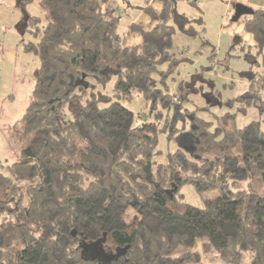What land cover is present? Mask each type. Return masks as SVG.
Segmentation results:
<instances>
[{"label":"trees","instance_id":"trees-1","mask_svg":"<svg viewBox=\"0 0 264 264\" xmlns=\"http://www.w3.org/2000/svg\"><path fill=\"white\" fill-rule=\"evenodd\" d=\"M176 1L145 0L152 27L130 25L141 37L135 47L111 0L19 1L38 2L46 23L24 12L21 32L32 39L21 44L39 67L20 158L0 170V264H105L90 247L105 235L108 252L126 250L106 264H199L200 254L187 251L199 241L227 264H242L246 253L264 264V121L238 129L227 114L214 128L196 117L195 153L178 149L168 163L153 162L159 135L174 140L189 123L168 72ZM239 21L261 53L264 9ZM135 93L163 126H135L121 103ZM240 183L247 188L235 191ZM185 184L220 195L197 208L179 201Z\"/></svg>","mask_w":264,"mask_h":264},{"label":"rangeland","instance_id":"rangeland-1","mask_svg":"<svg viewBox=\"0 0 264 264\" xmlns=\"http://www.w3.org/2000/svg\"><path fill=\"white\" fill-rule=\"evenodd\" d=\"M19 1L0 0V170L20 158L22 142L19 127L29 107L35 72L39 67V59L26 53L21 44L22 40L27 43L32 39L29 34L25 35L24 30L21 32L25 25L24 12L38 16L42 24L46 23L45 12L38 2L24 7ZM111 4L122 17L121 34L126 35L128 46L133 47V36L139 34L131 31L130 25L144 26L150 21L141 11L145 0H111ZM151 5L160 11L158 2H151ZM234 13L235 7L229 0L176 1L173 22L176 33L172 49L174 68L168 72L173 79L171 94L176 96L174 101L180 102L187 110L189 123L174 140H168L167 134L159 135L160 154L154 159L155 164H166L169 155L178 149L185 151L183 147L195 146L191 123L196 117L213 122L214 128L217 127V118L227 114L235 116L238 129L264 121V49L260 53L256 46L250 47L247 41L231 36L232 29L244 31L242 21L233 22ZM89 82L94 84L92 80ZM98 90L112 95L111 88L102 90L99 86ZM254 91L258 98L244 99ZM183 95L185 97L180 101L179 97ZM121 103L135 114V126L145 122L160 126L165 123L139 93ZM246 188V183H240L234 190ZM180 193L183 197H179V201L197 208H203L205 201L220 195L218 190L199 193L191 184L183 185ZM103 250L105 255L116 253L108 252L104 246ZM91 251L97 255L95 249ZM187 251L200 254L199 264H227L213 249H206L201 241ZM252 256V253H246L242 264H251Z\"/></svg>","mask_w":264,"mask_h":264},{"label":"water","instance_id":"water-1","mask_svg":"<svg viewBox=\"0 0 264 264\" xmlns=\"http://www.w3.org/2000/svg\"><path fill=\"white\" fill-rule=\"evenodd\" d=\"M253 14V10L247 6H244L242 4H237L235 6V13H234V17H233V22H237L239 21V19L243 16H249ZM183 149L189 153H194L196 148L195 146H191V148H187V147H183ZM74 235L76 236V234L74 233ZM106 241V235L104 236V238L101 241L96 242L93 245H90V247H94V249L96 250L97 255L94 257V260L97 259L98 261H104V262H112L115 260H118L120 257L125 255V249L123 250H117V252L115 254H110V255H105L104 254V250H103V244ZM88 251V250H86ZM102 256V257H98V256Z\"/></svg>","mask_w":264,"mask_h":264},{"label":"crops","instance_id":"crops-1","mask_svg":"<svg viewBox=\"0 0 264 264\" xmlns=\"http://www.w3.org/2000/svg\"><path fill=\"white\" fill-rule=\"evenodd\" d=\"M231 4L234 5V7L237 4H242L244 6H247L249 8L253 9H264V0H229ZM145 28L149 29L152 26L150 25V21L148 25H145ZM244 31L242 32L241 30H231V36L238 38L240 41H247L250 45V47L256 46V43L254 41V38L251 34L246 33L245 27H243ZM137 34L133 36V39L131 41V46L135 47L141 43V37L138 36Z\"/></svg>","mask_w":264,"mask_h":264}]
</instances>
